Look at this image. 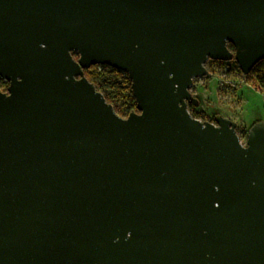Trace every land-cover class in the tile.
<instances>
[{
  "label": "water",
  "instance_id": "95a60500",
  "mask_svg": "<svg viewBox=\"0 0 264 264\" xmlns=\"http://www.w3.org/2000/svg\"><path fill=\"white\" fill-rule=\"evenodd\" d=\"M233 60H264V0H0V264H264V122L188 110Z\"/></svg>",
  "mask_w": 264,
  "mask_h": 264
},
{
  "label": "rangeland",
  "instance_id": "374dc122",
  "mask_svg": "<svg viewBox=\"0 0 264 264\" xmlns=\"http://www.w3.org/2000/svg\"><path fill=\"white\" fill-rule=\"evenodd\" d=\"M205 67L209 75L195 80L190 90L201 102L197 108H188L190 115L201 122L221 116L237 123V134L246 145L250 128L264 122V86L241 74L234 62H208Z\"/></svg>",
  "mask_w": 264,
  "mask_h": 264
},
{
  "label": "trees",
  "instance_id": "16d2710c",
  "mask_svg": "<svg viewBox=\"0 0 264 264\" xmlns=\"http://www.w3.org/2000/svg\"><path fill=\"white\" fill-rule=\"evenodd\" d=\"M228 48L234 53L232 45L229 44ZM74 57L76 59L78 58L77 55ZM209 62L223 65L230 63L219 61ZM231 62H234L235 65L237 64L234 60ZM85 75L89 82L95 86L96 90L103 94L107 103L113 106L118 116L127 118L130 114L138 112L136 99L133 96L131 88L132 84L127 74L108 66H94L90 70H86ZM249 77L255 78L260 85L264 86V60L254 66ZM8 86L9 83L0 78V92H6ZM208 122L212 121L209 120Z\"/></svg>",
  "mask_w": 264,
  "mask_h": 264
},
{
  "label": "flooded vegetation",
  "instance_id": "af4514ba",
  "mask_svg": "<svg viewBox=\"0 0 264 264\" xmlns=\"http://www.w3.org/2000/svg\"><path fill=\"white\" fill-rule=\"evenodd\" d=\"M189 107H193V106H192V105H189L188 108H189ZM211 123H215V119H214Z\"/></svg>",
  "mask_w": 264,
  "mask_h": 264
}]
</instances>
